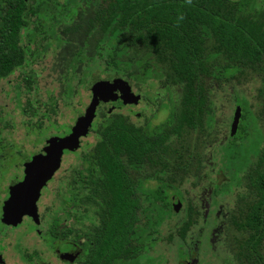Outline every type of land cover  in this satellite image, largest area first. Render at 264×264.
Instances as JSON below:
<instances>
[{
	"label": "trees",
	"instance_id": "obj_1",
	"mask_svg": "<svg viewBox=\"0 0 264 264\" xmlns=\"http://www.w3.org/2000/svg\"><path fill=\"white\" fill-rule=\"evenodd\" d=\"M81 5L86 9L78 18ZM91 38L94 53L104 51L105 71L114 70V80L128 89L121 73L135 66L137 75H130L135 81L157 79L165 94L168 87L179 86V109H172L168 119L157 126H135L121 113L97 111L104 99L94 94V110L85 111L71 129L72 133L81 124L69 148L77 149L79 138L88 132L95 142L79 155L78 186L67 180V189L58 192L61 213L43 233L45 237L67 240L72 206L82 205L99 220L74 264H138L165 216L176 213L169 193L183 201L184 190L179 188L183 182L192 179L190 186L196 187L206 180L201 166L211 158L204 155L210 148L212 154L221 152L216 166L229 178L210 188L202 186L209 199L229 193L241 181L247 190V194L244 190L237 194L228 219L231 228L247 229L248 225L252 230L251 237L242 233V244L235 240V262L264 264L263 138L246 103L239 100L244 110L236 103L241 117L235 134L229 132L226 142L215 148L211 139L219 117L212 106L214 88L229 85L247 69L260 80L264 101V0H0V80L22 71L30 90L34 75L27 68L39 51L52 47L46 40H55V47L68 51L64 55L67 66L81 60ZM131 54L140 58L133 60ZM56 102V98L46 100L45 111L35 123L38 129L44 127L43 120L51 123ZM26 108L32 109L30 101ZM35 112L31 111L32 116ZM62 138L67 144L69 136ZM59 139L50 138L45 148ZM65 150H56L51 170L35 182L38 195L62 165L69 166L62 160ZM251 154L255 160L247 166ZM34 164L41 165L36 155L27 159L28 175ZM241 172L244 176L239 179ZM145 180L159 186L155 191L144 190ZM193 211L187 209L189 218L178 229L182 236L197 223Z\"/></svg>",
	"mask_w": 264,
	"mask_h": 264
},
{
	"label": "rangeland",
	"instance_id": "obj_2",
	"mask_svg": "<svg viewBox=\"0 0 264 264\" xmlns=\"http://www.w3.org/2000/svg\"><path fill=\"white\" fill-rule=\"evenodd\" d=\"M85 9L86 7L83 5L79 7L78 18H80V14L82 15L85 12ZM46 42H50L52 47L47 51H39L33 57V63L27 68L28 70L32 69L35 73V76L32 78L35 86L31 84V89L28 90L26 84L23 82L24 73L19 70L14 71L9 77L0 81V143L2 144L1 150L3 152L9 153L10 148L8 145L10 144L13 153L20 150L29 157L34 153L44 154L41 150L44 145H47L50 137L54 135L62 136L66 133L65 126L76 123L80 116L83 117L82 113L85 111L91 110V113L93 112L94 104L92 103L94 94L98 86H101L100 83L109 85V88L118 92L122 102L124 101L120 112L129 116L135 123L142 124L148 121L151 125H157L164 122L170 116L172 109L173 111H178L181 97L179 86H167L169 93L165 94L164 87L160 86L157 79H148L146 81L133 80L134 76L130 77V75H137L138 72L137 68L132 66L127 73H121L130 86L128 87L129 89L125 90L121 87L125 86V84L117 82L111 76L114 70H111L109 73L105 71V53L101 50L94 53V41L92 38L87 47H84V53L79 57L81 60H79L78 64H75V69L72 72L68 71V66L65 65L64 60V55L68 51L65 48L55 47L57 43L55 40H46ZM99 53H102V55H99ZM90 55L93 58L87 59L91 57ZM130 57L133 60L140 58V56H134L133 54ZM114 83L118 85L116 86ZM260 91V80L253 72L247 69L243 70L238 78L229 85L224 84V87L220 90L217 88L213 89L211 97L213 100L212 106L214 112L219 116L216 118L217 121L213 127L215 135L211 137L214 142V148L217 144L220 145L224 142L228 135L235 104H240V107L244 110V104L241 101L246 103L247 109L257 120L258 128L263 138L260 148L264 147V101L261 98ZM48 98H57V113L55 116L50 115L51 123L47 124L46 120H43L45 125L40 130L35 126V123L45 111L44 104ZM28 101L32 104L30 111H26ZM35 101L38 102L36 103ZM169 102L172 103V107L169 105ZM33 109H36L34 116L31 114ZM138 113H141L142 116L138 115ZM88 138H90V135ZM59 144H65V138H60L59 142L54 143L53 146ZM83 146L84 141H81V146L76 152H79ZM47 148L45 151L50 149ZM55 153L58 154V151ZM204 155L211 156L207 160V163L201 166V173L206 176V180L196 187L190 186L189 181L192 179L183 182L179 187L184 190L180 210L174 213L176 216L172 214L173 217H166L160 223L159 232L162 239L149 254L155 259V264H177L179 262L180 251L185 249L189 238H195L200 226H204L197 255L200 264H224L222 261L225 258L233 257L235 240L242 244L244 240L242 233L251 237L252 230L248 225L247 229H238L236 227V230L235 228H231L227 220L225 233L222 235L221 242L223 244L221 242L210 243L212 239L208 236L211 226L214 224L212 223L213 215L219 211L224 218L228 215L230 217V214L235 209L237 194L243 190L247 194V190L244 189V181H241V185L234 186L229 193H220L216 195L214 200L208 201L207 192L203 187L210 188L211 183L215 179L218 181L226 180L229 178V175H221L218 171V166H216L220 160L221 152L215 150L212 154V149L209 148L204 151ZM251 155L248 157L247 166L251 165L255 160L254 154ZM71 156L74 157V154ZM65 157L66 155L63 154L62 158ZM13 159H16V157ZM51 164L53 163L51 162ZM22 170H24V164L20 165L19 168H15L14 165L9 166L4 173L2 187L5 188L13 177H19ZM243 176L244 174L241 172L239 179L243 178ZM28 180L30 181V177L25 182L19 183L18 187L23 188L24 186V189H26L29 183ZM60 185L62 184L58 183V180L51 181L48 185V190L42 188L39 190V194L43 195L41 198H37L36 188L33 195L18 199L16 208L21 211V215H26V225L23 224L12 231L10 236L0 239V250L6 253V264H36L34 261H39L37 264H62L56 259L48 246L39 240L37 236L38 232L35 230L36 235L33 229L34 225H37V216L38 218L40 217V220L42 219L41 223L38 224V228L44 230L47 227V223L51 222L52 217L56 216V213L60 211L58 203L54 200V193ZM156 186V182H145L143 189L151 190ZM172 194L169 193L170 199L172 198L170 203H173L174 200ZM142 199H145L144 195H142ZM206 201L209 203V208L206 207L207 204L202 206ZM145 204L146 202H144ZM13 207L11 201L1 199L0 219L11 221L15 217V209ZM188 208L194 209L192 215L196 217L197 224L193 226L188 236L183 240L176 236V232L180 227V224L177 225L176 223L187 216ZM206 209L209 211L207 220L203 224L200 214L204 213ZM216 216L218 219L219 214H216ZM237 217L236 215L235 218ZM244 218L247 217H242V220ZM219 232V226H217L216 234H219ZM168 236H172L173 238L167 241ZM181 237L183 236L181 235ZM229 245H232V247L230 248ZM193 246L190 250L194 253L193 248L195 246ZM33 251L37 255L31 260H26L22 257L23 253L30 254ZM58 251L63 256H70V253L64 247H61ZM231 253L232 255H230Z\"/></svg>",
	"mask_w": 264,
	"mask_h": 264
},
{
	"label": "flooded vegetation",
	"instance_id": "obj_3",
	"mask_svg": "<svg viewBox=\"0 0 264 264\" xmlns=\"http://www.w3.org/2000/svg\"><path fill=\"white\" fill-rule=\"evenodd\" d=\"M75 64H78V63H72V61H71L67 65L68 66L67 68H68L69 72L74 71ZM33 75L35 76L34 71H33ZM2 80H4V79H2ZM2 80H0V81H2ZM100 84H102L101 86H107V87L109 86V85H105L103 83H100ZM115 85L117 86L118 84H115ZM34 86H35V82H34ZM121 87L124 88L125 90H127L126 89L127 87H125V86H121ZM96 95H97V93H96ZM108 95H111V96H109L107 98H101V99H104V101L103 100L99 101V105L97 106V111H99V110H111V111H114V112L121 113L120 111L123 108L122 103L124 101L122 102V99L120 98L118 92L113 91V89L108 87ZM56 101H57V98H56ZM105 101H107V102H105ZM236 107L237 106L235 104V108ZM235 108H234V111H235ZM56 110H57V107H56ZM234 111H233V114H232L230 127H231V123H232V120H233ZM56 113H57V111H56ZM121 114L126 116L127 119L129 120V122L134 124L135 126H144L145 124H148L149 126L153 127V126L159 125V124L151 125V124H149L148 121H146L145 123H142V124H138V123L133 122L130 119V117L127 116L126 114H124V113H121ZM138 115L142 116L141 113H138ZM238 125H239V123H238ZM74 126H75V123L73 125H67V126L64 127L66 133H64L62 136L54 135L52 137H59V138L64 137V136L67 137L71 133V129ZM230 127H229V132H230ZM89 135H90V138H88ZM52 137H50V138H52ZM49 139H48V141H49ZM81 141H84V146L83 147H85V148L82 147L79 152H76L78 150V148H80V146H81ZM94 142H95V138H94L93 134L91 132H88L86 135H84L83 137L81 136L79 138V145H78L77 149H73V150L71 149L70 150V148H68V150L63 151V154H65L66 157L62 158V160L66 159L69 162L70 168L67 165H62L55 172L54 176L47 182V184L44 187H42V189L48 190L49 183L51 181H55V180H58V183L62 184V185H60L58 187V189L54 193V200H55L56 203H58L59 208H60L61 204H60L59 200L57 199L58 192L60 190H62V188L67 189V188H65V186L67 184L66 183L67 180H69L72 185L78 186L79 183L76 182L77 177H76L75 170H76V167H77V165L79 163V155L82 152L88 151L93 146ZM225 142H226V139L224 140V142H222V144H224ZM1 145L2 144L0 143V200L1 199H5L6 201H11V203H13V206H14L13 208L15 209V217L11 221H4V220L0 219V239L2 237L10 236L12 231L16 230L18 227H21L23 224L26 225L25 222H26V218L27 217H26V215L25 216L21 215V211L16 208V203H17L19 198H21V197L25 198L26 196H28L27 192H28V188H29V186H28L29 183L27 184V188L26 189H24V186H23V188L22 187H18V184L22 183V181L25 182L27 180V178H29V177H30V180H31L33 175L36 172L40 171L44 167L43 166V164H44L43 157L45 156V154L47 152V151H45L46 145H44L42 150H41V152H43L44 154H42V153H34L33 155H31V157H33L35 155L38 156V160L41 162V165H40L39 168H37L36 164H34L35 167L33 165V170H31L29 172V175H28L26 162H27V159L30 158V157L25 155L24 153H22L20 150H17V151H15L13 153L12 150H11L12 147H11L10 144L8 145L9 148H10L9 153L3 152L1 150L2 149ZM63 154H62V156H63ZM72 154H74V157L71 156ZM14 157H16V159H13ZM22 164H24V170L21 171L20 176L16 177V178L13 177V179H11L9 181V184L5 188H3L2 187V182L4 180V173L8 169V167L14 165L15 168H19L20 165H22ZM218 171H219V173H221L220 170H218ZM205 178H206V176H205ZM38 179H39V177H38ZM145 182H154L155 183L156 181H154V180H145V181L142 182V188H143V184ZM219 182L220 181L215 179L213 183L217 184ZM156 184H157V186H159L157 182H156ZM211 185H212V183H211ZM157 186L154 187L153 189H151V191H155ZM42 196H43L42 194L38 195L39 198H41ZM214 198L213 199L212 198L209 199V196H208V201L209 200L212 201V200H214ZM175 200L179 201V207L173 208L172 203H171V206H172V209L175 212H178L180 210V208H181V205H182L181 201L182 200H180L178 198H174L173 201H175ZM206 204H207L206 207L209 208V203H207V201L202 206H204ZM81 206L82 205H79V206L73 205L72 206V211L70 212V218H69V223H68V228L70 229V235L68 236L69 238L67 240H65V241H62L61 239H57V238L49 240L43 234L48 229V227L51 226V224L53 222V219H55L56 217H58L60 215L61 208H60V211L56 213V216L52 217L51 222L47 223V227L44 230H41V229L38 228V224H40L41 221H42V219L40 220V217L38 218V216H37V225H34V228H33L34 229V233H35V230L38 232V235L36 233L35 234L38 236L39 240H41V242L43 244L48 246L49 250L53 253V255L56 257V259L59 262H61L62 264H72V263L74 264V262L77 259V257L81 256V254L83 252V248H82L81 245H83L86 242L87 238H90L93 235V233H94L93 226L96 225L98 223V220H99L98 216H95L96 214H93L90 210L89 211H84L81 208ZM208 211L209 210L206 209L204 211V213H206V214H204V213L200 214V218L203 221V224H205V222L207 220ZM216 214H219V218L218 219H217ZM173 216H176V214H173ZM173 216H172V214H170L169 216H165V218L166 217H170L171 218ZM213 216L214 217H213L212 223H214V224H213V226H211L210 233H209V236H208L210 239H212L210 241V243H212V244L217 243V242L219 243V242L222 241V235L225 233V226L227 224V220L229 219V215L224 218V216H222L219 213V211L217 213H215ZM188 218H189V216L187 214V216H185L184 219L179 220L176 224L177 225L180 224L179 226H181L182 221H184V220H186ZM217 226H219V231H220L219 234H216ZM203 229H204V226L198 227V231H197V234H196L195 238H192V239L189 238V242L186 243L185 249L181 250L180 253H179V262L177 264H181V263H183V264H200V262L197 259V255H198V247L200 245L201 234H202ZM212 231H214V232H212ZM189 233H187L185 236L181 237V233L178 232V230H177V232H176L177 235L176 236H178L181 239L185 240V238L188 236ZM172 238H173L172 236H168L166 240L170 241ZM161 239H162V237L160 235L159 228H158L156 236L154 237L153 241H151L153 244L150 247H147V248L143 249L142 256L139 257L138 264H155V259L152 258L149 254L153 250L154 246ZM148 240H150V239H148ZM221 244H223V243L221 242ZM192 246L194 247L193 248L194 253L190 250ZM229 246H230V248L232 247V245H229ZM61 247H64V249L67 252L70 253L69 257L63 256V255H61L59 253L58 249H61ZM193 254H195V255H193ZM35 255H37V254H36L35 251H33L30 254L23 253L22 257L24 259H26V260H31ZM230 255H232V253ZM228 258H225V260L222 261V262L224 264H237L235 262L234 257H232V258L228 257ZM34 262L37 264L39 261H37V262L34 261ZM0 264H6V253L4 251H1V250H0Z\"/></svg>",
	"mask_w": 264,
	"mask_h": 264
},
{
	"label": "water",
	"instance_id": "obj_4",
	"mask_svg": "<svg viewBox=\"0 0 264 264\" xmlns=\"http://www.w3.org/2000/svg\"><path fill=\"white\" fill-rule=\"evenodd\" d=\"M234 1V0H232ZM97 93V95H99L101 98H107L111 95H108V87L107 86H99L96 90H95V94ZM241 117V111H240V107L237 106L235 108V111H234V115H233V120H232V123H231V127H230V133L231 135H234L236 130H237V127H238V123H239V119ZM80 123L77 124L76 126V130H74L71 135H69V139H68V143L67 144H59V145H54L53 147H51L45 154V156L43 157V160H44V167L36 172L32 179L30 180L29 182V188H28V192H27V195H29L32 190H34V187H35V182H36V179L38 177H41L42 175L46 174L47 172H49L51 170V160L53 159V155L54 153L56 152V150H62V149H65V148H69L72 144V141H73V138H74V135H75V131H77V128L80 127ZM35 167V165H34ZM172 206L173 208H177L179 207V201L178 200H175L173 201L172 203ZM183 264V263H181Z\"/></svg>",
	"mask_w": 264,
	"mask_h": 264
},
{
	"label": "clouds",
	"instance_id": "obj_5",
	"mask_svg": "<svg viewBox=\"0 0 264 264\" xmlns=\"http://www.w3.org/2000/svg\"><path fill=\"white\" fill-rule=\"evenodd\" d=\"M189 3H191V0H188Z\"/></svg>",
	"mask_w": 264,
	"mask_h": 264
}]
</instances>
